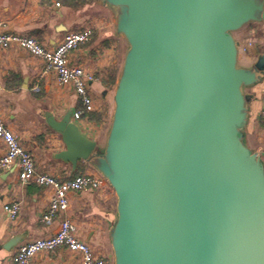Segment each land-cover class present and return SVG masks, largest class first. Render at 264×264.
<instances>
[{
    "label": "water",
    "instance_id": "95a60500",
    "mask_svg": "<svg viewBox=\"0 0 264 264\" xmlns=\"http://www.w3.org/2000/svg\"><path fill=\"white\" fill-rule=\"evenodd\" d=\"M101 2L128 43L105 144L72 111L45 116L57 157L90 161L116 194L113 264H264V160L245 133L264 55L241 65L234 36L264 0Z\"/></svg>",
    "mask_w": 264,
    "mask_h": 264
},
{
    "label": "crops",
    "instance_id": "0c3cea01",
    "mask_svg": "<svg viewBox=\"0 0 264 264\" xmlns=\"http://www.w3.org/2000/svg\"><path fill=\"white\" fill-rule=\"evenodd\" d=\"M0 18L8 29L36 37L43 46L52 48L74 30L92 28L93 35L71 56V63L90 70L95 80L89 83L94 102L99 98L109 101L107 95L116 87L128 49L127 41L115 30L114 12L101 0H0ZM240 42V64L252 66L264 55V20L252 22L234 33ZM41 60L18 47L0 49V109L4 121L19 137L23 146L34 157L38 171L62 179L83 172L99 173L88 160H80L76 168L57 157L65 149L60 134L50 128L46 112L57 118L74 111L80 102L71 85L62 86L52 72L41 74ZM110 77L116 84H110ZM253 94L249 120L245 127L247 145L264 160V121L261 118L264 95L262 79L247 89ZM105 107L106 120L109 109ZM95 109H99L96 108ZM85 135L103 146L105 122L95 124L86 117L76 122ZM0 143V155L3 153ZM50 191L37 183L23 185L17 168H0V245L11 237L23 236L11 251L0 253V264H16L18 247L35 237L47 236L59 228V220L43 222L42 213L47 207ZM70 214L78 224L80 236L97 253L105 255L111 264L112 246L109 232L116 217L117 197L110 185L100 190L71 193ZM20 203V211L11 219L4 205ZM35 264H79L76 256L66 248L41 252Z\"/></svg>",
    "mask_w": 264,
    "mask_h": 264
},
{
    "label": "built area",
    "instance_id": "2783aa9c",
    "mask_svg": "<svg viewBox=\"0 0 264 264\" xmlns=\"http://www.w3.org/2000/svg\"><path fill=\"white\" fill-rule=\"evenodd\" d=\"M92 28L68 32L63 40L52 48H47L34 36L20 34L8 29L5 20L0 18V49L18 47L31 56L41 60V74L56 75L62 86L71 85L80 106L72 112L71 120L80 121L84 113L95 108L89 83L95 80L94 74L82 65L72 64V54L92 38ZM261 118L264 121V95ZM0 168H17L18 177L23 185L37 183L50 191L48 204L41 219L43 222L59 220V228L47 236L32 238L22 243L14 256L16 264H35L41 252L66 248L72 252L79 264H110L109 259L80 236L77 222L70 214L71 193L86 190H100L109 185L100 173L83 172L69 179H62L47 172L37 170L33 154L23 146L19 137L8 127L0 109ZM9 218L15 219L20 211V203L12 201L4 205Z\"/></svg>",
    "mask_w": 264,
    "mask_h": 264
},
{
    "label": "rangeland",
    "instance_id": "374dc122",
    "mask_svg": "<svg viewBox=\"0 0 264 264\" xmlns=\"http://www.w3.org/2000/svg\"><path fill=\"white\" fill-rule=\"evenodd\" d=\"M114 90H115V86L113 88H111L110 92L107 94V95H109V101H106L105 98H99L98 101L94 102V106L96 108H99V109H101V108L105 109V107L109 105V107H107L109 109V116L107 117L106 123L104 124L105 125V130H104L105 135H106L107 129H109L111 117H112V112H113V108H114V99H113ZM103 145H104V143H103ZM111 264H113V256H112Z\"/></svg>",
    "mask_w": 264,
    "mask_h": 264
},
{
    "label": "trees",
    "instance_id": "16d2710c",
    "mask_svg": "<svg viewBox=\"0 0 264 264\" xmlns=\"http://www.w3.org/2000/svg\"><path fill=\"white\" fill-rule=\"evenodd\" d=\"M110 84L115 85L116 84V78L115 77H110ZM86 117L90 122H93L95 124H100L106 121V114H105V109H93L91 111H87L83 115Z\"/></svg>",
    "mask_w": 264,
    "mask_h": 264
}]
</instances>
